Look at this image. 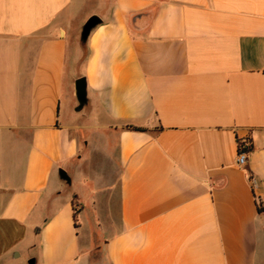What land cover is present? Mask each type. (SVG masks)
<instances>
[{
  "label": "crops",
  "instance_id": "1",
  "mask_svg": "<svg viewBox=\"0 0 264 264\" xmlns=\"http://www.w3.org/2000/svg\"><path fill=\"white\" fill-rule=\"evenodd\" d=\"M30 258L264 264V0H0V264Z\"/></svg>",
  "mask_w": 264,
  "mask_h": 264
},
{
  "label": "water",
  "instance_id": "2",
  "mask_svg": "<svg viewBox=\"0 0 264 264\" xmlns=\"http://www.w3.org/2000/svg\"><path fill=\"white\" fill-rule=\"evenodd\" d=\"M100 24L101 20L97 16H92L91 18H89L81 28L80 41L82 43H86L92 30ZM75 92L76 99L78 102V110H81L84 106L87 105L86 83L84 79H79L75 82ZM59 178L67 184H70V179L63 170L59 171ZM28 264H35V260H29Z\"/></svg>",
  "mask_w": 264,
  "mask_h": 264
},
{
  "label": "rangeland",
  "instance_id": "3",
  "mask_svg": "<svg viewBox=\"0 0 264 264\" xmlns=\"http://www.w3.org/2000/svg\"><path fill=\"white\" fill-rule=\"evenodd\" d=\"M98 15L99 14H98L97 7L95 5H90V6L86 7L85 10L82 12V17L81 18L83 20H86L87 21L90 17H92V16H98ZM86 21H85V23H86ZM72 178H73V182H72L71 186L69 187L70 188V191H66V192L69 195L70 194H73L77 198V200H78V202L80 204H83V205L84 204H87V205L90 204V201H91V198H90L91 195H90V193L92 194V192H91L92 191L91 190L92 187L91 188H87L86 186H84L82 184V182H80L78 180V178L77 179L74 178V177H72ZM68 185H70V184H68ZM24 258H25V255H22L21 261ZM29 260H31V258L30 259H27L26 262H28Z\"/></svg>",
  "mask_w": 264,
  "mask_h": 264
},
{
  "label": "built area",
  "instance_id": "4",
  "mask_svg": "<svg viewBox=\"0 0 264 264\" xmlns=\"http://www.w3.org/2000/svg\"><path fill=\"white\" fill-rule=\"evenodd\" d=\"M247 162V151L243 148L242 144H239L238 154L236 158V163L238 166H244Z\"/></svg>",
  "mask_w": 264,
  "mask_h": 264
},
{
  "label": "trees",
  "instance_id": "5",
  "mask_svg": "<svg viewBox=\"0 0 264 264\" xmlns=\"http://www.w3.org/2000/svg\"><path fill=\"white\" fill-rule=\"evenodd\" d=\"M129 128L132 129V130H135V131H140L139 129H136V128H133V127H129Z\"/></svg>",
  "mask_w": 264,
  "mask_h": 264
}]
</instances>
